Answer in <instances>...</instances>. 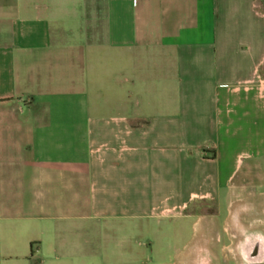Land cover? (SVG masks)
I'll use <instances>...</instances> for the list:
<instances>
[{"label": "crops", "instance_id": "1", "mask_svg": "<svg viewBox=\"0 0 264 264\" xmlns=\"http://www.w3.org/2000/svg\"><path fill=\"white\" fill-rule=\"evenodd\" d=\"M262 169L264 0H0V264H263Z\"/></svg>", "mask_w": 264, "mask_h": 264}, {"label": "rangeland", "instance_id": "2", "mask_svg": "<svg viewBox=\"0 0 264 264\" xmlns=\"http://www.w3.org/2000/svg\"><path fill=\"white\" fill-rule=\"evenodd\" d=\"M258 177H264V169L260 170ZM245 187L242 189L243 199H235L231 202L224 199L219 203L214 201L207 203H192L186 212L191 210L202 214L219 213L220 218L213 220L212 228H208V241L203 240V243L215 244L219 247L216 253L220 259H223L224 246L233 245L235 241L227 235L226 226H228V219H236L237 226L246 233L261 234L264 236V183H244ZM195 224L188 226L186 233V243H200V239L196 238L197 231L205 227L206 220L195 219ZM232 227H237L231 224ZM201 236V235H200ZM204 237V236H203ZM264 264V257L261 261Z\"/></svg>", "mask_w": 264, "mask_h": 264}]
</instances>
